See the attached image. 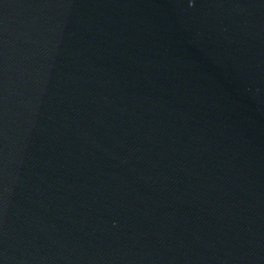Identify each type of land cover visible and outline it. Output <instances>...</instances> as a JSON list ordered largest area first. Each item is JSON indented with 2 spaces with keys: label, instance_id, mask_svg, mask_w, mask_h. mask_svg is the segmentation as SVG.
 I'll return each instance as SVG.
<instances>
[{
  "label": "water",
  "instance_id": "water-1",
  "mask_svg": "<svg viewBox=\"0 0 264 264\" xmlns=\"http://www.w3.org/2000/svg\"><path fill=\"white\" fill-rule=\"evenodd\" d=\"M0 264H264V0H0Z\"/></svg>",
  "mask_w": 264,
  "mask_h": 264
}]
</instances>
